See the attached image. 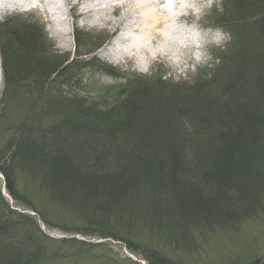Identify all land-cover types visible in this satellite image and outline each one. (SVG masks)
Instances as JSON below:
<instances>
[{
    "label": "trees",
    "instance_id": "trees-1",
    "mask_svg": "<svg viewBox=\"0 0 264 264\" xmlns=\"http://www.w3.org/2000/svg\"><path fill=\"white\" fill-rule=\"evenodd\" d=\"M224 3L227 11L214 21L233 34L240 54L214 72L222 93L193 98L170 91L172 101L146 95L139 105L126 100L110 110L70 93L80 86L84 64L57 55L37 25L14 32L0 24V140L10 162L0 164V173L10 197L20 200L17 174L36 177L51 200L92 226L105 223V237L151 231L176 244L180 255H195L205 239L238 230L256 215L264 204V0ZM197 87L203 86L190 89ZM179 118L191 126L189 140L166 136L165 124ZM13 215L0 193V264H40L36 238L21 249L10 239ZM232 257L235 264H264V254ZM144 260L174 264L156 250Z\"/></svg>",
    "mask_w": 264,
    "mask_h": 264
},
{
    "label": "rangeland",
    "instance_id": "rangeland-1",
    "mask_svg": "<svg viewBox=\"0 0 264 264\" xmlns=\"http://www.w3.org/2000/svg\"><path fill=\"white\" fill-rule=\"evenodd\" d=\"M203 1L204 11L194 19L191 18L189 21L183 22L187 28L194 26L201 33L203 43L200 45L199 53L188 51L176 57L156 59L149 65L142 60L135 62L126 58L113 63L102 58L101 52L114 40L116 32L110 25L102 28L100 24L95 26L85 18L76 22L81 31L75 34L72 32V45L69 51L61 48L60 39L50 37L48 32L50 22L41 12L34 10L25 13L14 12L11 14L7 12L2 14L1 11L0 24L7 23L8 28L14 32L21 28L18 26L34 27L37 25V28L42 29L46 35L48 42L53 45L57 55L68 56L70 60H75L79 67L84 64V68H79L80 86L78 89L71 88L70 93H77L81 100L86 101L90 106H95L100 110H110L126 100L139 105L141 104L139 98L146 100V95L151 98L172 101V97L166 96L170 91L174 92V95L178 92H184L187 95L189 91L190 96H194L193 98L198 97L197 94L223 92L224 89H220V87L216 89V85L221 82L213 77L214 72L219 71L218 68L221 65L230 64L236 60L235 56L240 54L239 48L233 40V34L224 31L214 21V17H222L227 11L224 0ZM91 7L105 8V0H97ZM112 11V8L100 10L99 15L105 20H110L109 24H114L120 13L127 12L128 9L124 8L117 13ZM121 27L122 24H119L115 28L116 31ZM76 36L79 47L76 44ZM95 45L99 46L89 52ZM126 46L133 45L127 44ZM95 62L101 63L100 66L103 69L106 67L109 69L101 71L95 66ZM0 74L1 99L3 92L1 56ZM219 76L222 78L224 71ZM197 82L203 87H197L195 90L198 91L193 92L190 88ZM221 86L225 88L223 84ZM137 100L139 102L136 103ZM169 104L168 102V104L163 103L162 105L168 107ZM219 105L222 110L227 109L226 104ZM179 119L181 122L176 119L165 124L170 132L166 136L170 138L175 133H181V138L189 140L187 137L192 132L191 126H183V120ZM103 142L99 141L98 143ZM5 143V140H0V164L7 166L10 162L6 147H3ZM70 143L73 145L72 142ZM77 146L83 145L78 143ZM103 149L105 150V148ZM68 151H72V149H68ZM108 151L105 152L108 153ZM96 166L98 167L95 164L93 169ZM35 178H24L21 174H17L14 186L20 200L16 201L5 189L4 179L0 173V193L14 212L13 220L10 223L13 225L10 239L21 249L20 246L23 243L31 242L27 239L36 238L38 243L43 246V252L40 250L42 254L38 257L40 264H147L144 256L148 254V250L167 254L174 264H235L230 261L231 258H234L232 256H242V258L251 260L253 257L264 254V204L259 212L249 218L240 229L229 233L219 232L217 235L211 236L209 240L205 239L199 244L202 247L194 251L195 255L191 253L180 255L177 253L178 251L175 252L176 244L169 243L163 236H154L155 234L151 231H138L130 235L121 233L118 240L105 237L109 232L102 230V227H106L105 223L102 221L98 223L95 220L94 222L100 226H92L78 211H70V207L51 200L45 193L46 190L44 191ZM31 208L37 209L38 213ZM42 215L44 221L40 217ZM109 222L114 225L112 220ZM62 241H65V244H61ZM72 241L82 242L84 245L73 244ZM241 264L246 263L242 261ZM251 264L254 263L251 262Z\"/></svg>",
    "mask_w": 264,
    "mask_h": 264
},
{
    "label": "bare ground",
    "instance_id": "bare-ground-1",
    "mask_svg": "<svg viewBox=\"0 0 264 264\" xmlns=\"http://www.w3.org/2000/svg\"><path fill=\"white\" fill-rule=\"evenodd\" d=\"M96 1L0 0V13L41 12L50 22V37L60 39L61 48L66 51L71 49L72 32L81 31L76 25L79 19L85 18L95 26L100 24L102 28L110 25L116 32V37L101 52V57L113 63L128 58L135 62L142 60L149 65L156 59L176 57L201 49V33L194 26L187 28L183 22L187 21V17L194 19L204 11L203 0H105V8H92L91 5ZM111 8L113 13L124 8L128 11L120 13L118 20L109 24L110 20L102 18L99 11ZM194 10L196 12L192 14ZM119 24L122 27L116 31ZM127 44L133 46H126Z\"/></svg>",
    "mask_w": 264,
    "mask_h": 264
}]
</instances>
